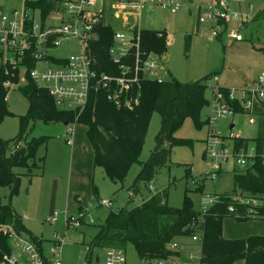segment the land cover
I'll use <instances>...</instances> for the list:
<instances>
[{"label": "rangeland", "instance_id": "374dc122", "mask_svg": "<svg viewBox=\"0 0 264 264\" xmlns=\"http://www.w3.org/2000/svg\"><path fill=\"white\" fill-rule=\"evenodd\" d=\"M201 3V2H198ZM252 5V8H251ZM0 6L5 9H21L24 0H0ZM264 7V0H247L242 4L245 12L239 20H233L227 31L221 26L213 28L214 22H200L197 6L185 3L183 8L175 13L155 7L146 10L141 17V25L154 30L166 29L169 40L165 57L166 71L157 70L156 77L163 80L177 79L182 82H195L203 79L209 73L220 76L221 85L230 84L235 87L248 83L253 88H263L264 84L258 82L259 75L264 69V18L252 21L260 9ZM40 16V13H37ZM113 23L116 30L122 29L124 17L117 13ZM250 17L247 27L241 28V22L246 16ZM111 20L106 18V22ZM130 24L129 26H131ZM223 34L222 38L215 35V31ZM238 32L243 37L237 42L227 37V33ZM65 48L76 47L75 42H66ZM222 72V73H221ZM221 73V75H220ZM213 77L204 82L208 85L206 96L211 93L210 85ZM248 91V90H247ZM8 103L13 115L6 116L0 123V137L12 139L17 136L20 128V116L26 113L28 100L19 86L14 87L8 94ZM209 108L204 107L201 120L207 121ZM251 115L237 113L226 120L217 122L218 132L221 135H231L225 143L232 146L233 137L239 132L243 137L254 139L263 132L258 121L250 122ZM233 122L232 132L228 130ZM75 130L74 144H67L70 138L67 126L63 122L44 123L38 121L29 136H47V143L38 151V158H44L41 168H33L31 176L27 175V168H15L21 175L20 191L11 200L15 209L25 217L26 225L34 234L43 240V249L47 253L54 242L62 244L63 264H85L88 261V245L96 235L100 225L104 224L111 210L133 209L143 204L144 200L154 193L168 190V204L181 207L184 195L187 192L193 200L194 207L201 210L206 195H217L230 192L234 188V170L240 169L234 158L222 164V172L218 178L208 176L204 178L207 168L205 156L206 141L208 138V124L198 128L192 118H186L183 125L176 131V136L187 138L192 145H178L172 149L168 163L156 169L152 179L140 180L138 174L142 162L149 159L155 146V136L161 127V115L155 112L152 116L146 140L141 152L140 161L135 163L126 180L113 182L103 168H95L93 164V148L87 136L86 125L72 123ZM264 133V132H263ZM244 170V169H243ZM203 186L202 190H196ZM97 188L98 199L95 189ZM8 187L0 188L3 203L10 202ZM230 194V193H229ZM232 194V193H231ZM102 200L112 201L111 207L102 206ZM260 203V200H259ZM94 223L79 229H68L65 215H76L80 212L91 211ZM59 212L58 221L51 223L47 218ZM236 226H248L249 232L231 228V238H245L251 235H264V220L251 223H241L234 217L225 218ZM246 224V225H245ZM201 228V222L197 225ZM240 233V234H235ZM28 237L26 234H24ZM185 240V241H183ZM184 246L180 248L181 255L178 261L188 263L189 252L197 257L201 254V241L193 238L181 240ZM127 264H139L142 259L132 242L126 246ZM100 256L99 262L96 261ZM94 264H104L103 252L94 249ZM166 264H173L166 262Z\"/></svg>", "mask_w": 264, "mask_h": 264}, {"label": "trees", "instance_id": "16d2710c", "mask_svg": "<svg viewBox=\"0 0 264 264\" xmlns=\"http://www.w3.org/2000/svg\"><path fill=\"white\" fill-rule=\"evenodd\" d=\"M57 1L35 0L25 2L27 6L41 8L43 15L51 12ZM264 14V8L256 19ZM141 45L143 49L163 54L167 51L168 38L165 30L142 29ZM112 27L100 30V36L92 45L95 69L98 72L116 70L109 52ZM264 52V49H261ZM0 66V123L6 116L13 115L7 100L9 93L4 82L9 78ZM211 77L207 74L195 82H182L177 79L143 80L140 88V102L132 110L118 108L109 101L104 92H99L92 103L80 115L77 123L86 125L87 136L92 145L95 168H103L113 182L123 183L131 167L140 161L149 125L155 112L161 115V127L155 136V146L148 160L142 162L138 179H152L156 169L168 163L172 149L178 145H192L187 138L176 136V131L186 118H192L201 128L207 121L201 120V113L209 105L206 96L208 85L204 82ZM16 80L15 78H12ZM28 100L26 113L20 116V128L16 137H0V188L8 187L10 202L3 203L0 195V223L14 224L17 230L26 234L36 243L43 253V240L29 230L23 217L16 211L11 200L20 191L21 175L15 168H27L31 176L33 168H41L44 158H38L40 147L47 143V136L29 139L38 121L57 123L75 121L76 114L59 110L48 91L31 80L19 86ZM228 94L229 91L223 89ZM243 111L238 100L229 101ZM264 105V102H262ZM264 116L263 108H256ZM255 112V113H256ZM254 143L257 147L258 161L254 168L234 171L232 193L241 192L260 200L256 214L249 215L248 208L237 206V214L229 211L231 198L229 193L221 195V202L213 205L204 215L202 264H264V235H251L245 238L228 239L223 235L224 220L232 216L239 222L250 219L264 220V134L254 139L234 137L233 146L237 150ZM200 186L196 190H202ZM96 199H98L95 187ZM200 213L194 207L190 195L186 192L181 207L168 204V190L154 193L143 204L133 209L111 210L100 225L88 247V261H93L94 249L119 247L126 249L129 242L135 246L142 260L167 259L179 255V250L170 245L185 238H193L199 229ZM12 249L7 236L0 234V264L4 254ZM99 261V255L97 256Z\"/></svg>", "mask_w": 264, "mask_h": 264}, {"label": "built area", "instance_id": "2783aa9c", "mask_svg": "<svg viewBox=\"0 0 264 264\" xmlns=\"http://www.w3.org/2000/svg\"><path fill=\"white\" fill-rule=\"evenodd\" d=\"M32 1L35 0H24L21 9L7 10L0 6V66L4 68L5 75L9 76L4 82L8 92L31 80L48 91L59 110L74 112L76 117L72 123H77L99 92H104L107 99L118 108L132 110L140 102L143 80L164 81L155 76L157 70L165 69L162 54L143 49L141 45V31L144 29L141 17L144 11L155 7L175 13L182 8V1L61 0L56 2L55 8L47 15H43L41 8L25 4ZM242 1L244 0H215L200 19L202 22H214L213 28L218 25L227 29L233 20L240 19V13L234 9V4ZM117 13L124 17L122 29L119 30L112 26ZM107 17L111 20L106 22ZM130 24L132 25L129 26ZM108 26L113 29L109 52L116 70L98 72L94 67L92 45L99 39L100 30ZM215 35L219 36L218 30ZM229 36L238 41L243 40L238 32L229 33ZM66 42H75L76 47L65 48ZM218 81V77L214 76L207 118L210 127L206 147L208 169L204 173V178L211 176L213 179L218 178L222 164L231 158L245 168H254L258 161L255 145L248 146L247 149L240 147L232 150L225 143V136L214 127L217 122L240 113L229 101L238 100L242 113L251 115V122H255L256 108L264 109V87L251 90L246 96L238 98L231 91L226 94ZM259 83L264 84V71L259 77ZM72 123L67 124L70 138L66 142L70 145L74 143L75 135ZM261 156L264 163V153ZM206 196L207 199H204L199 210L201 228L197 227L199 223H194L200 232L193 240L201 241V244L203 217L213 205L222 201L220 194ZM230 198L232 204L229 211L233 214H237V206L242 205L248 208L249 215H254L260 205L258 198L241 192L230 194ZM100 205L111 207L113 203L102 200ZM58 218L59 212H55L47 220L54 223ZM65 221L68 229L91 225L94 223L92 210L76 215L66 214ZM0 234L7 236L12 246L11 251L4 254L1 264H63L60 242H54L49 258L39 250L35 242L19 232L14 224L0 223ZM183 246L184 243L180 241L171 244L170 248L180 251ZM180 255L181 252L167 259L142 260L139 264H183L178 261ZM188 260L185 264H202V254L197 257L190 251ZM103 261L104 264H127L126 249H106ZM85 264L94 263L89 261Z\"/></svg>", "mask_w": 264, "mask_h": 264}, {"label": "crops", "instance_id": "0c3cea01", "mask_svg": "<svg viewBox=\"0 0 264 264\" xmlns=\"http://www.w3.org/2000/svg\"><path fill=\"white\" fill-rule=\"evenodd\" d=\"M180 1H182L183 2V6H184V4L185 3H192V4H195L196 6H197V10H198V13L199 14H201L200 15V17H199V19L207 12V9H208V7L212 4V3H214L215 2V0H180ZM247 0H244V1H242V2H240V3H235L234 4V9L235 10H237V11H239V13H240V17L241 16H244V14H245V12H244V10H243V8H242V4H244L245 2H246ZM252 1V0H251ZM198 2H201V3H198ZM183 6H182V8H183ZM181 8V9H182ZM251 8H252V5H251ZM264 8V7H263ZM262 8V9H263ZM262 9H260V11L259 12H261V10ZM153 10V9H152ZM259 12H258V14H259ZM257 14V15H258ZM257 15L254 17V18H252V21H256V20H260L261 18H264V14L262 15V17L261 18H259V19H256L257 18ZM200 22L201 23H205V22H202L201 21V19H200ZM232 23V22H231ZM249 23H250V17L247 15L246 16V18H245V20H243L242 22H241V28H243V27H247L248 25H249ZM212 27H213V25H212ZM222 28H225L226 29V27L225 26H221ZM144 28H146V27H144ZM163 30H165L166 31V33H167V38H168V32H167V30L166 29H163ZM227 31V29L225 30V32ZM222 36H223V34L222 33H220V35L218 36L219 38H222ZM227 37L228 38H232V37H230L229 36V34L227 33ZM243 37V36H242ZM232 39H234V38H232ZM169 40L170 41H172V37H170L169 38ZM234 40H236V39H234ZM243 40H244V37H243ZM243 40H240V41H238V40H236L237 42H242ZM168 46V45H167ZM260 50L261 49H264V48H259ZM166 53V52H165ZM165 53H163L162 54V58H163V60L165 61V71H166V62H167V59H166V57H165ZM262 71H264V69L262 70ZM262 71H261V73H262ZM222 73V72H221ZM221 73H220V75H221ZM261 73H260V75H261ZM210 75H211V77H213V76H216V77H218V82H220L221 81V79H220V76L219 75H217V74H215V73H209ZM260 75H259V77H260ZM213 80H214V78H213ZM258 82H259V78H258ZM213 84V83H212ZM211 84V85H212ZM220 84V83H219ZM211 85H210V87H211ZM220 86L221 87H223L224 89H226V90H228V91H231V92H233V93H235V95L238 97V98H242V97H244V96H246V94H248L251 90H254V89H256V88H253V87H251V85H249L248 83H245V84H243V85H239V86H237V87H235V86H233V85H230V84H223V85H221L220 84ZM12 90V89H11ZM248 90V91H247ZM206 93H207V91H206ZM212 94H213V90H212V88H211V93H210V96L209 97H207L208 99H209V103H210V100H211V98H212ZM208 108H209V105L207 106ZM256 112V111H255ZM240 113H242V111L240 112ZM250 115V114H249ZM258 121V123H259V125H260V128H262L263 129V132H264V116L263 115H259V113H257L256 112V114H255V122H251V123H253V124H255L256 122ZM206 124H208V120H207V123ZM217 124V123H216ZM215 124V125H216ZM67 126V125H66ZM215 127V126H214ZM235 127V124L233 123V122H231L230 124H229V128H228V130L230 131V133L232 132V130H233V128ZM216 129H217V127H215ZM209 131H210V127L208 126V133H209ZM261 133V134H264V133ZM237 136L236 137H242V138H246V137H243L239 132L236 134ZM227 138H230V135H226L225 137H224V140L226 141V139ZM74 144V143H73ZM72 144V145H73ZM206 144H207V141H206ZM70 145V144H69ZM253 145H255L254 143H250V145L249 146H253ZM233 148H234V146H233V143H232V146L230 147V149H232L233 150ZM235 149V148H234ZM205 156H206V152H205ZM243 169H245V167H240V169L239 170H243ZM236 170H238V169H235L234 171H236ZM221 172H222V170H221ZM220 175V174H219ZM234 180V179H233ZM224 193H232V191H230V192H224ZM224 193H222V194H224ZM217 194H219V193H217ZM222 194H220V195H222ZM149 198V197H148ZM145 201V200H144ZM15 208V207H14ZM17 211V210H16ZM18 212V211H17ZM19 213V212H18ZM20 214V213H19ZM21 215V214H20ZM22 217H23V220H25V217L23 216V215H21ZM58 221V220H57ZM254 221H260V220H257V219H250V220H248V221H245V222H241V223H251V222H254ZM24 224L26 225V223H25V221H24ZM245 224V225H246ZM26 227L29 229V230H31L27 225H26ZM231 228H233V229H237V230H244L245 232H249V229H248V226H236V225H233L231 222H226V220H224V227H223V235H224V237L225 238H228V239H234V238H231L233 235V233H229L228 234V230H230L231 231ZM32 231V230H31ZM200 231V230H199ZM33 232V231H32ZM235 234H240V233H235ZM36 235V234H35ZM183 241H185V240H183ZM182 242V241H181ZM202 245V244H201ZM201 249H202V247H201ZM42 250H43V254L46 256V257H51V254H50V250L46 253L45 251H44V249H43V245H42ZM99 259H100V256H99ZM103 259H104V251H103ZM96 260H98V258L96 259ZM99 262V261H98Z\"/></svg>", "mask_w": 264, "mask_h": 264}, {"label": "water", "instance_id": "95a60500", "mask_svg": "<svg viewBox=\"0 0 264 264\" xmlns=\"http://www.w3.org/2000/svg\"><path fill=\"white\" fill-rule=\"evenodd\" d=\"M64 124H65V125H67V124H68V122L66 121V122H64Z\"/></svg>", "mask_w": 264, "mask_h": 264}]
</instances>
